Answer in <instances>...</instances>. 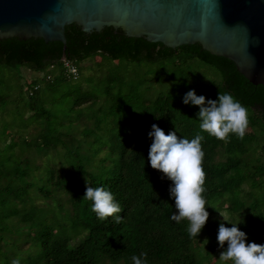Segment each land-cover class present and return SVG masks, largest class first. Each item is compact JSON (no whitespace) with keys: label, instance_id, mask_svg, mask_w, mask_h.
<instances>
[{"label":"trees","instance_id":"1","mask_svg":"<svg viewBox=\"0 0 264 264\" xmlns=\"http://www.w3.org/2000/svg\"><path fill=\"white\" fill-rule=\"evenodd\" d=\"M96 56L100 60L87 65L93 71L78 81L84 69L79 63ZM65 61L76 67L75 76L67 73ZM1 63L33 72L48 67L26 84L33 107L45 85L62 88L72 98V108L87 104L88 113L74 114L69 128L63 127L67 120L58 128L48 125L32 145L40 150L39 162H16L17 184L10 183L13 178L6 183L7 174H2L0 264H133V256L145 264H226L219 260L221 223L229 228L237 224L243 232L249 227L264 245V119L224 89L222 72L212 62L182 49L145 57L142 52L112 54L96 46L80 50L78 57H46L40 64L16 58ZM55 67L59 74L52 72ZM140 68L146 77L136 74ZM154 85L156 92L150 96ZM191 90L206 100L217 99L219 92L233 95L247 108L254 137L229 134L219 140L201 131L199 106L183 102ZM34 114L39 119L52 115L42 105ZM153 124L166 135L177 129L182 138L204 137L203 196L209 218L198 237L189 235L186 219H171L176 212L169 191L173 182L148 159ZM102 130L104 135L99 134ZM33 170L39 182L29 179ZM87 181L110 191L122 211L98 218L91 210L93 202L83 198ZM219 211L228 215L227 221L219 218Z\"/></svg>","mask_w":264,"mask_h":264},{"label":"water","instance_id":"2","mask_svg":"<svg viewBox=\"0 0 264 264\" xmlns=\"http://www.w3.org/2000/svg\"><path fill=\"white\" fill-rule=\"evenodd\" d=\"M189 50L264 119V0H0V59Z\"/></svg>","mask_w":264,"mask_h":264},{"label":"clouds","instance_id":"3","mask_svg":"<svg viewBox=\"0 0 264 264\" xmlns=\"http://www.w3.org/2000/svg\"><path fill=\"white\" fill-rule=\"evenodd\" d=\"M183 102L186 105L190 103L199 106L197 118L200 120L201 131L219 140H226L229 134H236L241 139L245 136L249 123L248 110L230 93L219 92L217 99L206 100V97L198 96L191 90L185 94ZM149 137L153 139L148 157L151 167L163 172L173 182L169 191L175 200L176 212L171 219L177 223L186 219L189 222V235L198 237L209 218L203 196L206 174L203 169L204 151L201 141L204 137L197 134L191 140L182 138L177 135V129L166 135L156 124L152 125ZM83 198L93 202L91 210L101 220L122 211L110 191L103 187L94 188L88 181ZM219 213L227 221L224 214L220 211ZM120 219V216H116L117 222ZM233 225L231 228L224 223L219 226V245L224 248L227 243V248L221 252L219 260L231 261L232 264H264V245L247 243L246 233L235 226L237 224ZM141 256H146V253ZM131 259L133 264H145L139 256ZM13 264H18V261Z\"/></svg>","mask_w":264,"mask_h":264},{"label":"rangeland","instance_id":"4","mask_svg":"<svg viewBox=\"0 0 264 264\" xmlns=\"http://www.w3.org/2000/svg\"><path fill=\"white\" fill-rule=\"evenodd\" d=\"M98 60H100V57L96 56L93 59H88L79 63L80 65H83L84 69L83 73L79 76L78 81L83 80L88 72L90 73L93 71L90 69V66L87 65ZM47 70L48 67L44 68L42 71L33 72L32 70L21 66L15 67L7 66L4 63L0 64V93L4 96V101L0 103V180L3 178L2 174L5 172L8 177L6 183L9 182L10 178H13L12 182H10L12 185L19 182L17 179H14V168L16 167L17 161L25 158L39 162L40 159L38 155L41 156L39 154L40 150L37 147H32V145L36 146L38 144L36 140L38 135L44 132L48 125L53 128H58L67 120L63 127L69 128V120L72 119L74 114L78 112L88 113L86 110L87 104L72 108V98L70 96H64L62 88L45 89V85L42 81L41 84L44 86L39 92V95L36 96L38 101H40L38 102L37 107H33L34 105L31 104V100L25 93L26 84L31 78L42 77ZM52 72L59 74V68H52ZM154 73L155 70L149 72L150 75H153ZM136 74H140L142 77L147 76V73L143 72V68H140ZM156 86L157 85L152 86L150 96L156 92ZM41 105L44 106L46 115L50 112L52 113L50 118L43 119V116L39 119L36 114H34V111H36ZM99 115L104 117L102 112L99 113ZM99 134L104 135L105 132L102 130ZM245 136L249 138L252 136L254 137L253 131L249 126L246 130ZM49 160H51V157ZM22 167H25V164H23ZM29 179L34 182H39L35 170L32 171V174L29 173ZM225 205V203L222 204V206ZM222 213L227 220V218H229L228 215L224 212ZM219 218L223 219L222 216H219ZM248 228L249 227H245L244 229V233H246L247 237L246 242L249 244L255 242L262 245L261 239L254 238L251 233H249ZM226 248L227 243H225L224 248H221L222 252L225 251ZM213 260L214 257L211 261ZM226 264H232V262L229 261Z\"/></svg>","mask_w":264,"mask_h":264},{"label":"built area","instance_id":"5","mask_svg":"<svg viewBox=\"0 0 264 264\" xmlns=\"http://www.w3.org/2000/svg\"><path fill=\"white\" fill-rule=\"evenodd\" d=\"M64 64L67 67V73L73 74L75 76L77 73L76 67L70 61H65Z\"/></svg>","mask_w":264,"mask_h":264}]
</instances>
